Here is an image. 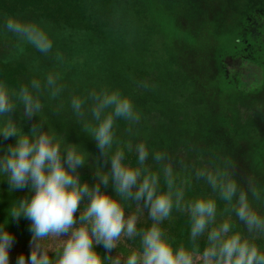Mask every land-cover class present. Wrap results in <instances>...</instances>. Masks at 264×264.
<instances>
[{
	"label": "trees",
	"instance_id": "obj_1",
	"mask_svg": "<svg viewBox=\"0 0 264 264\" xmlns=\"http://www.w3.org/2000/svg\"><path fill=\"white\" fill-rule=\"evenodd\" d=\"M154 3L151 0H0V33L8 32L4 27L6 18L18 16L50 23L58 29L85 33L90 42L104 37L107 41L108 33L124 24L127 26V33L120 45L110 42L112 52L101 71L96 69L81 76L69 71L60 73L54 67L56 61L53 57L37 50L32 51L26 46L25 51L12 60L4 58L0 53V82L16 91L32 79L44 80L48 74L58 76V83L63 86L60 96L50 99L47 94L42 95L41 112L37 117L25 121L32 124L43 121V130L54 133L62 145L70 142L79 144L90 153V164L99 150L95 141L82 131V122L72 111L71 99L74 96L86 98L91 91L103 89L119 90L127 95L140 113V121L130 125L124 119H116L115 140L123 149L126 162L137 165L134 146L139 142H144L150 150L167 148L176 156V162L172 165L174 172L178 174V182L190 178V183L185 186L186 200L214 195L207 184L197 181L194 176H190V172L197 167H211L225 158L233 162L234 149L239 150L243 142L247 148L239 153L247 162V167L251 160L248 170L263 176L264 128L259 133L257 126L246 121L244 115H249L252 119V111L238 106V96L259 93L264 97V0H180L178 4L174 3V8L175 5L177 8L180 4L183 6L187 15L180 17L185 18L188 23L190 19H195L197 24L202 23V27H207V31L209 27L213 28V32H206L204 37L208 35L213 41L221 35H230L233 38L230 46H227L228 50H223V53L216 47L215 42L213 45L207 43L209 55L217 69L215 73L212 72V76L229 87L227 95L219 98L220 93L217 92L211 96L212 102L209 104L203 102L204 92L194 78L190 79V74L187 78L184 76L182 81L177 76L181 72L171 61L169 46L162 33L156 29L157 26L152 23L154 20L150 13ZM121 13L126 18L125 23L117 18ZM202 30L199 29L198 33ZM152 39L158 45L154 51H159L160 56L156 62L150 59L148 51ZM33 53L40 56L38 63ZM233 63H237L239 68L232 67ZM193 68L195 69V64ZM204 71L203 67L198 78H202ZM144 84L148 87H143ZM165 114L173 120L163 128L160 122L164 123L168 119H164ZM0 142L2 153L4 147L15 142V137L4 140L0 134ZM129 142L133 145L132 151L127 147ZM100 162L103 163V160ZM182 163L189 168H183ZM147 165L160 174L163 188L160 166L155 161H147ZM105 167L108 168L109 165ZM79 173L82 181L95 182L93 170L88 164L80 168ZM237 179L242 186H246V182L240 177L237 176ZM261 190L264 191V188ZM108 191H113L111 185ZM26 194L31 195L27 188L9 191L7 179L0 174V224L7 221L5 226L14 237L11 247L26 245L31 240L30 221L21 217L17 222L9 216L11 205L23 199ZM217 203L218 211L222 210L224 204L218 197ZM255 206L264 214V202ZM125 213L138 217V229L151 224L147 211L143 208L138 210L133 202L125 203ZM76 218H79V209ZM223 218L229 217L227 214L224 217L218 216V221ZM231 220L236 228L246 234L243 225L235 216ZM162 227L170 237L175 238L176 246L181 241L186 245L189 243L190 225L186 213L173 211L171 219L164 221ZM255 242L264 251V236H257ZM139 247V238L124 237L111 255L118 254L123 261L130 251ZM203 248L204 241L201 239V252ZM96 250L102 256L108 255L102 245H97Z\"/></svg>",
	"mask_w": 264,
	"mask_h": 264
},
{
	"label": "clouds",
	"instance_id": "obj_2",
	"mask_svg": "<svg viewBox=\"0 0 264 264\" xmlns=\"http://www.w3.org/2000/svg\"><path fill=\"white\" fill-rule=\"evenodd\" d=\"M4 27L42 54L53 49V41L36 23L8 17ZM62 91L54 74L44 80L32 79L16 91L0 82V117H8L0 120V134L4 140L15 137V142L0 153V174L7 179L9 191L27 188L31 193L9 209V216L15 221L21 217L30 221L31 253L27 258L21 253L16 264H264V251L255 242L257 236H264V214L255 206L264 202V191L254 177H245L246 186H242L235 166L227 158L211 167H197L190 176L207 184L214 195L186 200L185 186L190 178L178 182L168 154L156 151L151 153V159L162 169V188L160 174L147 165L150 153L145 143L134 146L137 165L133 166L126 162L125 153L115 140L116 119H124L130 125L140 121L131 98L119 90H93L86 98L71 99L82 131L99 150L91 164L89 152L76 143L62 145L54 133L43 130V121L33 122L28 132L13 121L15 101L22 105L24 119L29 120L41 112L42 95L53 99ZM127 147L133 150L131 142ZM86 164L93 170L94 183L81 180L79 169ZM182 167L189 168L183 163ZM109 185L112 192L108 191ZM217 197L224 204L219 211ZM127 202L147 211L150 226L137 228L138 217L125 213ZM173 211L188 216L187 245L181 241L176 246L175 238L162 227ZM225 214L229 218L218 221V216ZM232 216L243 225L246 234L236 228ZM6 223L0 224V264H9V249L14 243ZM124 237L139 238L140 247L122 261L120 255L111 253ZM49 239L59 241L55 249L47 245ZM97 245H102L108 255L102 256Z\"/></svg>",
	"mask_w": 264,
	"mask_h": 264
},
{
	"label": "rangeland",
	"instance_id": "obj_3",
	"mask_svg": "<svg viewBox=\"0 0 264 264\" xmlns=\"http://www.w3.org/2000/svg\"><path fill=\"white\" fill-rule=\"evenodd\" d=\"M179 1L180 0H151V2H155L151 7L150 13L152 15V19L154 20L152 23L157 26L156 29L159 30V32H161L165 38L172 54L171 61H173V65H176L179 68L178 71L182 73V75L181 73H178L177 76H179L182 81L184 76L187 78L188 74H190V79L194 78V80H196V84L200 85L201 90L204 92L203 102L205 104H209L212 102V99L210 98H212L217 92L220 93L219 98L227 95L229 87L225 82H220L216 77L212 76L217 71V69L214 67L215 62L211 60V56L209 55L210 53L207 48V43L213 45L215 42L216 47L219 48L223 53V50H228L227 46H230L233 38L230 35H221L213 41V39L208 37V35L204 37V35L207 34L206 32L211 31L212 33L213 28L209 27V30L207 31V27H202V23L197 24L195 19H190V23L185 21V18L180 17V15H187L183 6L180 4V6L177 8L175 5L174 8V3L178 4ZM135 14L138 15L136 11ZM117 18H119V20L123 23L126 22V18L123 13L119 14ZM16 19L23 22L38 24L53 41V49L50 53H48V55L55 59L56 66L54 65V67H56L60 73L69 71L77 76H81L86 72L96 69H99V71L104 69L108 55L112 52L110 42L113 41V44L115 43L116 46L120 45L124 34L127 33V26L124 24L123 26L118 27L108 33L107 41H105L104 37L97 38V40L95 39L94 41L90 42L89 37L82 32H76L69 29H58L50 23L32 20L25 16H18ZM199 29H203L200 34L198 33ZM133 40L136 39L133 38ZM133 43L137 42L133 41ZM26 46H29L32 51L36 50L26 41L17 37L13 33L4 31L0 33V53L4 58L9 60L15 59L20 53L25 51ZM157 46V43H155L154 39H152V43L148 51L151 55L150 59L155 62L160 58L158 55L159 51L157 53L154 51ZM33 54L35 56V61L38 63L41 60L40 56L36 53ZM149 54L147 55L149 56ZM149 62L153 64L152 61ZM192 64L193 66L195 64V69L193 68ZM231 66L239 68L237 63H233ZM203 67L205 71L202 73V78H198V75L201 74L200 71L203 69ZM191 70L193 72H190ZM9 90L14 91L12 89ZM196 90L201 92L198 88ZM238 100V106L252 110V119H250L251 117L249 115L244 116L246 117V121H251L254 126H257L256 129L260 133L264 128L263 95L258 93L254 95H248L246 97L238 96ZM15 102L17 103V109L15 113L12 114V119L21 130L28 132L32 126V123H27L25 121L23 117L22 105L19 104L18 101ZM6 119H8L7 116L0 117V120ZM164 119H167L166 122H160V126L163 128H165L167 123L169 124L173 120V118L167 114L164 115ZM241 145L242 146L239 150L238 148L234 149L233 154L234 158L232 164L235 166L236 175L245 181L244 178L252 174L250 176L255 178V182L260 184V186L262 185L261 188H264V175L262 176L261 174L257 173L253 174L248 170V168L251 166V160L247 167V162L241 158L239 153V151L242 152L245 150L247 145H245L244 142ZM148 150L150 153L148 161H153L151 159V153L163 151L168 154L171 163L176 162V156H174V154H172V152L167 148L159 147L154 150H150L148 148ZM251 156L252 154L250 157ZM46 243L51 249H53L54 247L58 246L59 241L56 239H49ZM21 253H23L26 258L30 256V243L11 247L9 249V264H16V261Z\"/></svg>",
	"mask_w": 264,
	"mask_h": 264
},
{
	"label": "flooded vegetation",
	"instance_id": "obj_4",
	"mask_svg": "<svg viewBox=\"0 0 264 264\" xmlns=\"http://www.w3.org/2000/svg\"><path fill=\"white\" fill-rule=\"evenodd\" d=\"M252 111V110H251Z\"/></svg>",
	"mask_w": 264,
	"mask_h": 264
}]
</instances>
